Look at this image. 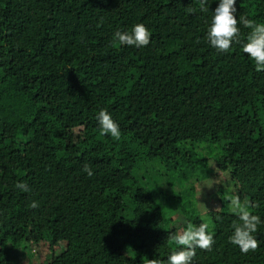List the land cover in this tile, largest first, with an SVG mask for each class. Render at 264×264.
<instances>
[{
    "label": "trees",
    "instance_id": "obj_1",
    "mask_svg": "<svg viewBox=\"0 0 264 264\" xmlns=\"http://www.w3.org/2000/svg\"><path fill=\"white\" fill-rule=\"evenodd\" d=\"M216 6L0 0V264H22L14 253L28 256L32 247L29 264H41L43 244L45 264H166L187 222H207L214 232L213 248L200 249L195 264H264V224L255 251L230 243L240 221L223 190L204 216L165 184L174 170L192 183L206 159L198 150L211 147L228 192L264 219V71L241 45L220 54L207 43ZM237 7L238 19L264 23V0ZM137 23L152 32L147 47L113 42L115 31ZM100 109L119 122V140L101 134ZM75 164L69 200L61 182ZM146 177L157 188H147ZM52 181L59 183L52 195L32 196L49 194Z\"/></svg>",
    "mask_w": 264,
    "mask_h": 264
},
{
    "label": "clouds",
    "instance_id": "obj_2",
    "mask_svg": "<svg viewBox=\"0 0 264 264\" xmlns=\"http://www.w3.org/2000/svg\"><path fill=\"white\" fill-rule=\"evenodd\" d=\"M201 3L203 6L207 4V0H201ZM238 11L237 0H217V6L212 10L211 22L207 27L206 41L220 54L229 53L234 45H241L243 53L254 61L256 71H264V23H256L242 15L238 19ZM240 26L249 30L246 39H242ZM112 39L121 46L143 48L151 43L152 32L145 24L137 23L128 30L115 31ZM96 120L102 135L120 139V124L109 111L100 109L96 113ZM214 166L215 164H210L209 167ZM83 171L89 177L94 175L93 169L87 164ZM15 187L21 192L31 191L26 182H19ZM229 204L231 212L240 221L232 226L230 243L236 245L244 254L255 251L259 242L254 234L258 227L264 224V219L253 214L249 210L248 201L242 199L239 194L233 195ZM37 206L34 201L32 207ZM209 227L207 222L198 225L187 222L186 227L175 236V244L181 247L174 249L167 256L166 264H195L196 250H211L215 244L214 232L210 231ZM152 264H160V261L153 259Z\"/></svg>",
    "mask_w": 264,
    "mask_h": 264
},
{
    "label": "rangeland",
    "instance_id": "obj_3",
    "mask_svg": "<svg viewBox=\"0 0 264 264\" xmlns=\"http://www.w3.org/2000/svg\"><path fill=\"white\" fill-rule=\"evenodd\" d=\"M56 135L58 133H55ZM58 141V138H56ZM61 151V149H59ZM215 150L211 147H201L198 150V154L201 158H206L204 160V163H201V166L198 170L199 173L196 174L195 178L191 182H188V180L185 178V176L181 175L178 170H174L170 177L165 181V184L167 187H170L173 190H180L184 196L187 198L186 207L187 208H194L199 210L201 214H204L206 216V212L210 209V206H218V203L214 205V202L216 201L215 195H217V190H223L221 195H225L229 198L232 197L234 194L233 192H228V187L226 184L225 175L223 172L219 171L216 167V161L213 158L214 157ZM212 157V158H211ZM210 164H215L214 167H209ZM69 177L68 180L65 182H61L64 184L65 190H62L61 195H64L63 197L68 198L71 200L74 198L75 194V188L73 184L77 182L80 174V166L78 164L72 165L69 170ZM227 177V176H226ZM60 181V180H58ZM58 181H52L49 184L44 185V188L48 189L49 194L44 195V191H38L35 193H32V196L39 199L44 198L46 195H52L51 192H54L53 188H56L58 186ZM145 186L147 188H157L156 183L153 179L146 177L143 179ZM37 189V188H36ZM53 190V191H52ZM219 197V196H218ZM40 201V200H39ZM27 250V249H26ZM28 256L22 255L18 253H14L15 257L14 260L21 262L22 264H29L31 263L32 257L36 255L38 252V248H31L28 249L29 251ZM26 251L25 254L28 252ZM41 253V264H45L47 260V254H48V245L43 244L40 248ZM200 249L196 250V257L199 256Z\"/></svg>",
    "mask_w": 264,
    "mask_h": 264
}]
</instances>
